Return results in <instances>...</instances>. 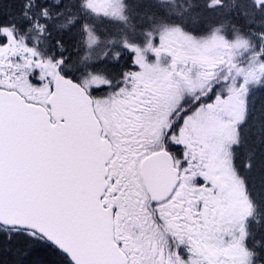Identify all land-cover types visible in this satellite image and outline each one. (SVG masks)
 Here are the masks:
<instances>
[{
	"label": "snow or ice",
	"instance_id": "1",
	"mask_svg": "<svg viewBox=\"0 0 264 264\" xmlns=\"http://www.w3.org/2000/svg\"><path fill=\"white\" fill-rule=\"evenodd\" d=\"M0 264H264V0H0Z\"/></svg>",
	"mask_w": 264,
	"mask_h": 264
}]
</instances>
